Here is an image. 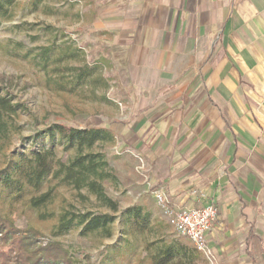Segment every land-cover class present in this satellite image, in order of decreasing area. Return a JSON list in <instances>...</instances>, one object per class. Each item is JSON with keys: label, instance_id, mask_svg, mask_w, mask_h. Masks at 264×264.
Returning <instances> with one entry per match:
<instances>
[{"label": "crops", "instance_id": "0c3cea01", "mask_svg": "<svg viewBox=\"0 0 264 264\" xmlns=\"http://www.w3.org/2000/svg\"><path fill=\"white\" fill-rule=\"evenodd\" d=\"M94 13L151 188L179 210L217 207L216 264H264V0H95Z\"/></svg>", "mask_w": 264, "mask_h": 264}, {"label": "rangeland", "instance_id": "374dc122", "mask_svg": "<svg viewBox=\"0 0 264 264\" xmlns=\"http://www.w3.org/2000/svg\"><path fill=\"white\" fill-rule=\"evenodd\" d=\"M94 2L13 0L5 2L7 11L0 10V92L22 105L13 121L20 129L10 139L0 140V175L18 154L47 146L45 132L50 126L106 129L113 141L99 143L93 151L104 154L109 163L108 171L115 179L104 180L103 186L118 203V212L103 207L87 190L62 186L55 204L47 209L33 213L17 208L15 227L36 232L43 242H60L76 258L88 255L93 264H146L140 260L147 255L144 246L148 242L183 246L192 259L184 256L186 264H211L173 227L172 214L156 198L159 189L151 188L142 150L131 144L136 137L127 133L137 120L138 107L127 99L132 90L116 68L114 56L91 37ZM58 140L57 155L69 162L75 152L63 151ZM137 208L142 209V217L149 214L147 233L133 234V225L128 223L129 211ZM68 210L113 214L112 236L84 237L78 226L54 235L58 217L51 221L39 218L48 211L59 215Z\"/></svg>", "mask_w": 264, "mask_h": 264}, {"label": "trees", "instance_id": "16d2710c", "mask_svg": "<svg viewBox=\"0 0 264 264\" xmlns=\"http://www.w3.org/2000/svg\"><path fill=\"white\" fill-rule=\"evenodd\" d=\"M5 2L10 4L13 0L0 1V10L7 11ZM21 107V104L14 103L10 95L0 92V140L10 139L20 129L13 121ZM45 133L47 146L18 154L0 175V264H93L90 256L76 258L60 242H43L34 231L21 232L16 229L13 216L19 207L37 213L54 205L58 188L62 186H72L80 192L87 190L103 207L113 213L118 212V203L103 186L104 180L114 178L108 171L109 163L104 154L93 151L97 144L113 141V136L106 129L67 127L62 124L48 127ZM57 138L63 151L75 152L69 162L57 155ZM86 197L89 200V196ZM142 213L141 208L129 211L128 223L133 225V234L137 231L139 234L148 232L149 214L142 217ZM57 217L54 235L65 234L78 226L84 237L95 234L111 237L116 219L109 213L72 210L59 215L55 211L39 214L42 221ZM144 247L147 255L140 261L146 264H186L184 256L188 261L192 260L180 245L157 246L148 242Z\"/></svg>", "mask_w": 264, "mask_h": 264}, {"label": "built area", "instance_id": "2783aa9c", "mask_svg": "<svg viewBox=\"0 0 264 264\" xmlns=\"http://www.w3.org/2000/svg\"><path fill=\"white\" fill-rule=\"evenodd\" d=\"M156 198L171 215V224L179 235L189 238L197 251L203 253L211 264H216L207 244V234L218 218V209L214 204L189 209L173 210L163 189L158 190Z\"/></svg>", "mask_w": 264, "mask_h": 264}]
</instances>
